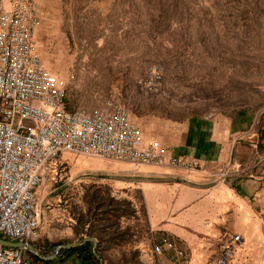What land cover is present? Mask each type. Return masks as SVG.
I'll list each match as a JSON object with an SVG mask.
<instances>
[{
    "label": "rangeland",
    "instance_id": "obj_1",
    "mask_svg": "<svg viewBox=\"0 0 264 264\" xmlns=\"http://www.w3.org/2000/svg\"><path fill=\"white\" fill-rule=\"evenodd\" d=\"M41 2L42 5L38 6L41 28L39 37L34 39L35 49L43 66L67 81L64 102L68 108L90 109L105 99H113L125 105L131 121L144 116L147 120H158L161 126L179 123L163 115L176 119L203 104L207 105L206 115L246 110L249 116H254L255 124L264 114V5L261 0L256 15L249 18L252 12L248 14L246 25H250L243 26L237 13L226 18L239 27L231 36H224L225 25L216 7L205 6L195 11L196 7L184 5L187 9L192 7L189 11L191 22H188L186 31L175 30L173 42L168 45L160 43L165 36L157 37V45L135 53H130L128 48L131 37L127 28L130 17L127 3L130 0ZM139 5L141 2L134 6L136 13H140L139 19L147 20L145 15L152 12L153 6L144 5L142 8ZM226 15L227 12L223 13ZM164 16L159 17V30L169 18ZM154 66L161 72L156 90L143 85ZM229 76H232L231 80ZM234 80L239 81L241 88L231 85ZM150 131L147 121L145 133L148 135ZM59 162L57 177H68L75 182L76 192L80 195L86 186L105 184L110 187L112 196L129 197L132 213L124 217L123 224L119 218L118 226L130 227L131 236L124 243L128 253L134 251L139 264H150L139 249L141 244L148 245L152 237L141 204L132 194L127 195L125 189L122 190L129 186L137 190L134 187L136 182L128 177L136 171L131 164L72 152H61ZM146 167L150 166L142 165L137 170ZM223 170L224 166L210 171L215 176H208L209 179H222L219 173ZM132 201L138 204V214L131 205ZM170 250V264H182V260L190 257L187 252L182 258L176 256L175 246ZM213 257V253L206 255L203 264H211Z\"/></svg>",
    "mask_w": 264,
    "mask_h": 264
},
{
    "label": "crops",
    "instance_id": "obj_2",
    "mask_svg": "<svg viewBox=\"0 0 264 264\" xmlns=\"http://www.w3.org/2000/svg\"><path fill=\"white\" fill-rule=\"evenodd\" d=\"M36 3L42 5L41 0ZM40 28L36 26L34 39ZM184 120L162 126L144 116L132 121L144 132V145L153 146L164 160L162 165L132 171L128 177L137 190L122 189L141 204L151 231L149 243L160 236L169 240L150 264H170L172 246L189 253L183 263L203 264L206 255L216 256L226 233L241 237L229 264H264V134H258L254 116L242 110ZM172 159L194 164L202 173L169 166ZM223 166L228 172L222 179H209L205 173ZM74 183L68 177L53 178L47 168L39 173L34 188L37 236L27 241L35 252L23 249L27 264L81 263L77 252L68 250L76 246L58 247L85 236L75 230L73 212L81 200ZM95 252L101 264H130L124 242L97 247L95 239Z\"/></svg>",
    "mask_w": 264,
    "mask_h": 264
},
{
    "label": "built area",
    "instance_id": "obj_3",
    "mask_svg": "<svg viewBox=\"0 0 264 264\" xmlns=\"http://www.w3.org/2000/svg\"><path fill=\"white\" fill-rule=\"evenodd\" d=\"M39 15L36 0H0V236L24 242L37 236L34 188L39 173L47 168L57 177L61 152L127 162L135 170L164 163L153 146L144 145L141 129L119 101L105 99L90 109L64 107L67 81L46 69L34 51ZM160 77L154 66L143 85L156 90ZM168 165L202 173L182 160H169ZM226 174L227 168L219 173L222 178ZM131 205L138 214V204ZM223 236L211 264H229L232 246L241 243L238 234ZM168 241L160 236L141 244L140 253L151 263ZM175 254L184 256L182 249ZM0 264H27L23 249L0 246Z\"/></svg>",
    "mask_w": 264,
    "mask_h": 264
},
{
    "label": "trees",
    "instance_id": "obj_4",
    "mask_svg": "<svg viewBox=\"0 0 264 264\" xmlns=\"http://www.w3.org/2000/svg\"><path fill=\"white\" fill-rule=\"evenodd\" d=\"M141 2L142 8L144 5H152V12L146 14L148 17L146 20H140V13H136L134 6ZM259 0H130L127 3L129 6L128 15V31H130L131 42L128 46L130 53H135L143 48H150L156 44L158 40L157 37L165 36V39H161L160 43L170 44L173 42V34L175 30L188 29V22H191L189 11L192 7H184V5H192L195 11H200L202 7L212 6L216 7L218 11L221 12L220 20L224 23L225 28L223 30L224 36L233 35L234 31L239 29L236 22H229L226 19L230 14L237 13L242 20L243 26L246 25V19L254 17L255 10L258 7ZM264 5V0H261ZM139 11L141 9H138ZM144 11V9L142 10ZM169 11V12H167ZM227 12L226 17L223 13ZM156 14V16H155ZM168 15L169 18L166 20V24L159 30V17H164ZM186 15V16H185ZM134 18L135 21H130ZM130 19V20H129ZM168 21V22H167ZM201 24L202 19H198ZM238 23V22H237ZM126 24L124 25L126 29ZM203 25V24H202ZM236 27V28H235ZM125 34V33H124ZM245 39V37H243ZM186 40V39H185ZM157 45V44H156ZM189 47V46H188ZM191 50V48L189 47ZM203 52V51H201ZM228 79H232L229 76ZM233 87L241 88L238 80L230 82ZM64 107H67V102ZM243 110V109H241ZM207 105L203 104L197 108H191L179 118H172L168 114L163 115L165 118L171 119L174 122H182L186 118H199L207 113ZM239 110L232 111L233 114ZM246 111V110H243ZM134 115H139L136 112ZM264 114L259 118V121L255 124V128L258 134H264ZM81 207L73 212L75 218V230L80 231L82 234L94 237L97 240V247L100 245H105L111 247L114 245H120L122 242H127L131 236L130 227L126 226L120 228L118 226V220L120 217H127L131 215L132 210L130 208L129 200L125 198H116L111 195L110 187L105 184L98 186L89 185L84 187L83 192L80 195ZM81 238V237H80ZM70 251L77 252V256L81 262L85 264H98L97 260L93 256L90 243L85 242L79 246L72 247L68 249ZM130 264H139L135 258V252L129 253Z\"/></svg>",
    "mask_w": 264,
    "mask_h": 264
},
{
    "label": "water",
    "instance_id": "obj_5",
    "mask_svg": "<svg viewBox=\"0 0 264 264\" xmlns=\"http://www.w3.org/2000/svg\"><path fill=\"white\" fill-rule=\"evenodd\" d=\"M85 242H90L91 243L92 254L98 260L99 264H101L99 256L95 252V239L93 237H91V236L85 235V236L81 237L79 240H77L75 242L61 244L58 247L67 248V247H72V246H78V245H81V244H83ZM0 246L19 247V248L28 250L30 252H35L33 247L31 246V244H29L28 242L18 241V240L17 241H12V240H8V239H4L2 237H0Z\"/></svg>",
    "mask_w": 264,
    "mask_h": 264
}]
</instances>
